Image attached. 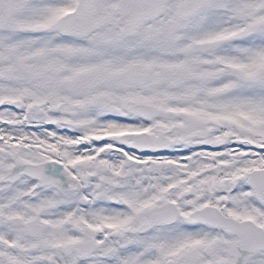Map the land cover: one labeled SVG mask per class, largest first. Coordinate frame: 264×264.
Here are the masks:
<instances>
[{
	"label": "snow or ice",
	"instance_id": "1",
	"mask_svg": "<svg viewBox=\"0 0 264 264\" xmlns=\"http://www.w3.org/2000/svg\"><path fill=\"white\" fill-rule=\"evenodd\" d=\"M0 264H264V0H0Z\"/></svg>",
	"mask_w": 264,
	"mask_h": 264
}]
</instances>
